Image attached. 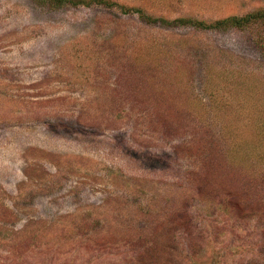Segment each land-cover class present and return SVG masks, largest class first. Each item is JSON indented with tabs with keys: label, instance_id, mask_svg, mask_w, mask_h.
Masks as SVG:
<instances>
[{
	"label": "rangeland",
	"instance_id": "374dc122",
	"mask_svg": "<svg viewBox=\"0 0 264 264\" xmlns=\"http://www.w3.org/2000/svg\"><path fill=\"white\" fill-rule=\"evenodd\" d=\"M74 1L0 0V264H264L260 24H174L264 0Z\"/></svg>",
	"mask_w": 264,
	"mask_h": 264
},
{
	"label": "trees",
	"instance_id": "16d2710c",
	"mask_svg": "<svg viewBox=\"0 0 264 264\" xmlns=\"http://www.w3.org/2000/svg\"><path fill=\"white\" fill-rule=\"evenodd\" d=\"M40 1H42L43 3L49 4V5H52L54 8H60L63 5H66V4H71V5H75V6L81 4L80 3L81 1H76L75 2L74 0H40ZM93 1L94 2L96 1L98 5H104V6H107V7L112 5V3H110L108 0H104V1H102V0H93ZM138 12H140V11H138ZM159 22H161L162 24H168V21H165V19H160ZM255 23L260 24V27H261L262 36L259 38L258 42H260L259 45L261 47L260 48L261 51L264 52V10H261V11L255 12V13H250V14H247V15H245L243 17H232V18H228V19H222V20L217 21L214 24H207L205 22H201V21L199 22V21H195L193 19H186V18L185 19H178V21L175 22L174 24L175 25L183 24V25H186V26L193 25V26H196V27H199V28H205V29H212V28H215V29H226L228 27L229 28L233 27V28H236L238 30L244 31V30H250L251 25H253ZM261 105H262V103H261ZM262 114L264 115V110H262ZM259 122H261L262 128H264V117H262V119L259 120ZM222 135H223V137H225V139L221 143H219V145L217 146V149H216V153H218L220 155H222L221 153H219V152H221L220 151L221 150L220 147H223V148L225 146L233 147V144L231 143V141H232L231 137L230 136L227 137L226 134H222ZM234 139L235 138H233V140ZM207 151L210 152V150H207ZM233 152L236 154L235 148H234ZM259 157H260V159H262L264 156H259ZM258 159L259 158H256L255 155L250 157V160H254L253 162H255V163L259 161ZM238 161L241 162V159L238 160ZM234 163H235V161H234ZM203 180L204 179H201V181H203ZM204 184L206 185V183H204ZM238 209L241 210L242 212H244V208L242 207V205H239ZM148 254L150 255V257H152L151 252H148ZM146 257L147 256L145 255V258ZM147 264H151V263L149 261H147Z\"/></svg>",
	"mask_w": 264,
	"mask_h": 264
}]
</instances>
